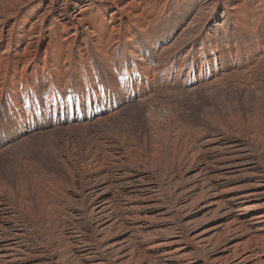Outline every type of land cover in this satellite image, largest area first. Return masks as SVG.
I'll use <instances>...</instances> for the list:
<instances>
[{"label":"bare ground","instance_id":"6f19581e","mask_svg":"<svg viewBox=\"0 0 264 264\" xmlns=\"http://www.w3.org/2000/svg\"><path fill=\"white\" fill-rule=\"evenodd\" d=\"M69 247L264 264V0H0V264Z\"/></svg>","mask_w":264,"mask_h":264},{"label":"rangeland","instance_id":"374dc122","mask_svg":"<svg viewBox=\"0 0 264 264\" xmlns=\"http://www.w3.org/2000/svg\"><path fill=\"white\" fill-rule=\"evenodd\" d=\"M163 2V1H162ZM93 12H96L94 9L93 10H91V11H89V15H91L92 16V14H93ZM52 42L55 44L56 43V38H55V36L53 35V37H52ZM204 105H205V101L204 100H202V99H199V101H198V103H194L193 104V110H192V114H193V119L195 120V121H197V117L199 116V114H198V112L201 110V109H204ZM14 154V153H13ZM70 250H71V248L69 247V248H66L65 249V251L63 252V257H64V262L66 263V264H74V263H72L71 262V260H72V257H71V252H70ZM197 255L199 256V258H201L202 259V257L204 256V254H203V252H200V251H198L197 252ZM143 257H140L139 259H142ZM139 259H137V261H139V263H140V260ZM137 261H133V262H131L130 264H138V262Z\"/></svg>","mask_w":264,"mask_h":264}]
</instances>
